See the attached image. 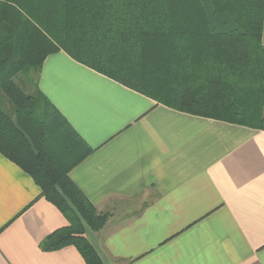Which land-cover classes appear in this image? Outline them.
Masks as SVG:
<instances>
[{
  "label": "crops",
  "instance_id": "obj_1",
  "mask_svg": "<svg viewBox=\"0 0 264 264\" xmlns=\"http://www.w3.org/2000/svg\"><path fill=\"white\" fill-rule=\"evenodd\" d=\"M37 78L92 148L70 177L109 215L85 232L104 264H264V130L157 103L65 51ZM68 224L0 153V264H87L40 247Z\"/></svg>",
  "mask_w": 264,
  "mask_h": 264
},
{
  "label": "trees",
  "instance_id": "obj_2",
  "mask_svg": "<svg viewBox=\"0 0 264 264\" xmlns=\"http://www.w3.org/2000/svg\"><path fill=\"white\" fill-rule=\"evenodd\" d=\"M263 34L264 0H0V153L69 222L41 249L74 246L104 264L85 232L109 218L70 177L92 148L31 77L49 55L178 111L264 130Z\"/></svg>",
  "mask_w": 264,
  "mask_h": 264
},
{
  "label": "rangeland",
  "instance_id": "obj_3",
  "mask_svg": "<svg viewBox=\"0 0 264 264\" xmlns=\"http://www.w3.org/2000/svg\"><path fill=\"white\" fill-rule=\"evenodd\" d=\"M36 76H37L36 73H32V74H31V77H32V78H36ZM27 90H30V88H28ZM28 92H29V91H28Z\"/></svg>",
  "mask_w": 264,
  "mask_h": 264
}]
</instances>
